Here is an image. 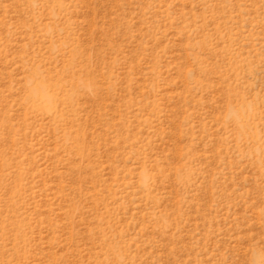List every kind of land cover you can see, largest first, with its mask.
<instances>
[{
  "label": "rangeland",
  "instance_id": "374dc122",
  "mask_svg": "<svg viewBox=\"0 0 264 264\" xmlns=\"http://www.w3.org/2000/svg\"><path fill=\"white\" fill-rule=\"evenodd\" d=\"M0 264H264V0H0Z\"/></svg>",
  "mask_w": 264,
  "mask_h": 264
}]
</instances>
